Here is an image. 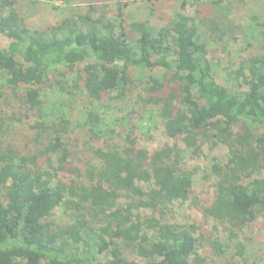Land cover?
Masks as SVG:
<instances>
[{"label":"trees","instance_id":"16d2710c","mask_svg":"<svg viewBox=\"0 0 264 264\" xmlns=\"http://www.w3.org/2000/svg\"><path fill=\"white\" fill-rule=\"evenodd\" d=\"M88 1L84 14L72 9L38 30L26 25L15 0H0V89L7 90L0 97L15 100L18 123L32 122L36 146L24 153L6 144L0 121V264H207L199 254L204 243L212 264L244 261L240 233L264 221V12L257 8L264 0H253L255 9L238 24L232 0H177L168 16L158 15L161 0H127L138 4L141 19L124 16V0H108L112 17ZM239 42V59L224 68L231 83L221 85L214 77L221 61L208 50L228 56ZM47 82L65 97H85L78 122L65 104L43 97ZM139 92L148 97L135 105L150 114L157 108L165 137L182 150L148 153L129 119L101 118L104 99L125 104ZM73 129L87 138L91 158L83 169L70 160ZM204 144L228 155L223 165L212 161L213 197L203 212L223 237L205 242L173 217L198 180L184 159Z\"/></svg>","mask_w":264,"mask_h":264},{"label":"rangeland","instance_id":"374dc122","mask_svg":"<svg viewBox=\"0 0 264 264\" xmlns=\"http://www.w3.org/2000/svg\"><path fill=\"white\" fill-rule=\"evenodd\" d=\"M15 7L21 13L22 17L26 20V25L31 29H45L55 24L59 23L62 19L68 17L72 9H77L80 14L86 12V4L84 1L87 0H15ZM131 1V0H130ZM162 2L164 0H161ZM177 0H166L161 2L158 9V15L164 14L169 15L170 9L175 8L173 4ZM183 1V0H178ZM187 1V0H185ZM232 0L230 4L231 16L237 23L244 20L246 22L245 16L247 17L255 9V0ZM90 4H93L94 11L96 13H102L106 17H112L113 7L112 2L108 0L99 1L90 0ZM116 2V1H115ZM124 3L126 8H123L124 16L129 19H141L143 14L137 12L138 4L127 2V0L121 1ZM173 3V4H172ZM178 5V4H177ZM261 7V12H264V6L261 3H257V8ZM192 9L186 7V13H191ZM23 12V13H22ZM235 24V25H236ZM246 25V24H243ZM236 36H239L237 33ZM5 43V41H3ZM252 43V41H250ZM242 44L236 43L230 45L231 55L228 56H216L214 50L210 48L208 50V57L210 60L218 59L221 61V66L215 71V79L221 85H230L226 79L227 73L231 72V69L225 70V65L227 61L235 62L239 59L240 55L237 49ZM256 50L255 46L253 48H248L245 55L254 54ZM228 57V58H227ZM228 78V77H227ZM0 78V87L3 86ZM41 88V94L45 99L55 100L66 105L65 112L69 120L74 123L81 119V115L88 108L89 103L83 95L74 96H64L60 94L50 82H47ZM5 89H0V93L6 92ZM7 94H10L7 92ZM147 94L141 92L132 94L128 97V101L124 103H108L104 99L101 110L103 114L101 118L106 122L117 120L118 124L122 123L124 120L129 119L130 123L137 126V132L135 137L140 148H144L148 153H152L155 150H159L161 147L176 145L180 150L183 146L179 140H170L165 137L160 120H158L157 108L152 109V114L149 110L142 109V102L140 105H135L136 101H140L142 98H147ZM91 107V106H90ZM106 107V108H104ZM146 106L145 108H147ZM134 110L135 113L130 115V112ZM19 111L14 99L0 97V121L4 125V136L3 140L6 144L13 146L20 152L27 153L29 151H34L36 146L32 142L33 134L28 128V124L32 122H22L18 123L20 119ZM67 144L71 152L70 160L72 166L79 169H83L85 163L90 161V153L87 151V138L85 136L84 130L73 129L67 138ZM227 150L221 146L217 145L212 147L211 145L204 144L199 150L198 156H191L187 154L184 159V164L186 167L194 169L198 175V180L194 181L193 193L189 200L184 203L175 204L173 207V217L178 219L182 224L191 225L195 229L196 237L203 236V242L209 238L219 239L223 237V228H219L215 222H213L208 217L204 216V209H206L212 201L213 197V187L214 178L209 175L212 161H216L223 165L227 161ZM210 176V177H209ZM207 177L206 179H204ZM63 210H58L57 215H55L58 222L65 221L64 215H62ZM142 215H148L146 211L138 212ZM215 229V231H214ZM239 241L244 245L245 256H243L244 261L239 258L235 259V264H264V221L256 220L253 224L247 226L239 236ZM204 249H201L199 254L206 258L207 264H212L216 261L213 256L212 251L204 243Z\"/></svg>","mask_w":264,"mask_h":264}]
</instances>
